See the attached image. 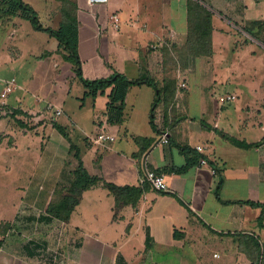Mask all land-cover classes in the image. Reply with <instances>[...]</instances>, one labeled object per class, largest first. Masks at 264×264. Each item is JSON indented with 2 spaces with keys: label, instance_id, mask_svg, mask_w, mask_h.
Here are the masks:
<instances>
[{
  "label": "crops",
  "instance_id": "1",
  "mask_svg": "<svg viewBox=\"0 0 264 264\" xmlns=\"http://www.w3.org/2000/svg\"><path fill=\"white\" fill-rule=\"evenodd\" d=\"M48 3L46 29L57 30L66 14L76 22L84 79L113 72L129 80L148 75L159 95L153 106V88L129 87L120 121L111 124L106 115L110 90L88 93L87 119L66 117L71 86L78 81L75 67L64 59L67 52L50 34L36 46L27 40L32 31L20 34L25 20L9 19L13 29L0 40V56L13 65L24 53L43 51L38 73L44 77L30 81L28 101L11 97L25 88L14 77H0V93L11 79L16 87L6 101L10 112L0 117V163L12 162L20 150L28 155L38 150L39 160L46 156L20 203L46 208L82 164L96 181L82 191L65 221L79 245L89 242L113 264H206L200 246L217 243L232 251L234 264H251L244 243L250 244L251 236L263 251L264 215L259 222L261 210L240 202L264 203V0ZM196 7L210 13V30L193 45L190 10ZM5 42L10 45L4 50ZM78 84L79 95L87 96ZM226 97L233 99L220 101ZM49 103L60 107V116H32ZM90 121L91 129L86 127ZM163 133L167 144L160 141ZM100 135L113 140H98ZM146 170L163 175L167 190L150 187ZM40 219L48 224L54 218ZM38 248H27L28 257ZM221 257L212 251L213 260Z\"/></svg>",
  "mask_w": 264,
  "mask_h": 264
},
{
  "label": "rangeland",
  "instance_id": "2",
  "mask_svg": "<svg viewBox=\"0 0 264 264\" xmlns=\"http://www.w3.org/2000/svg\"><path fill=\"white\" fill-rule=\"evenodd\" d=\"M22 1L36 14L39 25L43 28H50V24H47L46 19L50 14L46 11L49 0ZM8 21L9 18L0 12V40L3 39L6 41L10 37L13 27ZM25 21H22L20 34L26 35L27 32L32 31L27 36V40L39 46L42 40H46L48 33L33 29L30 22ZM35 39H38V43L34 41ZM12 40L11 38L7 42L10 43ZM9 43H4V50L8 47ZM42 53L43 51L41 49L40 53L36 51L34 53L33 51L24 53L18 60L20 62H16L13 65L4 55L0 56V77L8 79L14 77L19 85L25 87L24 91L15 92L11 97H21L22 95L27 101L30 99V92L27 91L28 84L30 81L35 82L39 77L42 79L44 77L43 73H38V68L42 61L39 57ZM79 62L81 65L80 59ZM75 82L77 83V87L74 84L71 86V91L68 96L69 105L64 110L65 116L73 118L76 115L79 119L84 116L87 119V108L90 107L89 104L91 103L92 97L90 95L85 97L81 94L79 95L78 88L80 85L78 83L80 79ZM215 98L216 96H214L213 100ZM82 103H85V109L81 106ZM86 127L89 129L92 128L91 121L86 124ZM20 151L22 152H20L21 155L15 153L12 162L7 158L5 159L8 161L7 164L0 163V239L5 225L9 227L6 232L7 234H4V244L0 249V264H113V261L108 255L105 257L104 252L100 254L95 250L93 251L89 242H86L83 246L79 245L77 238L73 233L69 232L64 221L54 218L48 224L47 222H43L40 218L47 217L45 215L47 213L46 208H42L40 204L34 205L27 201L20 203L19 198H21L24 191L29 189V184L36 174V170L34 169L37 168L38 162H46L44 161V157H46L44 155H41L40 160L38 159L40 156L37 154L38 150H30L29 153L31 154L29 155L24 153L26 150ZM33 151L34 154H37L36 157L32 154ZM64 159L67 158L64 157ZM53 163L56 164L57 161ZM34 185H36V181L32 183L33 187ZM33 244L39 247V251L35 252L36 255L34 257H28L25 247L31 246L29 249H33ZM209 246L212 247L211 250L203 249ZM200 247L201 249L199 250L203 253V259L205 262L207 261L206 264H234L232 261V251L224 250L217 243H209ZM212 251L222 253L221 259L213 260ZM259 253L258 264H263L264 249L262 251L260 248ZM226 254H229L228 258Z\"/></svg>",
  "mask_w": 264,
  "mask_h": 264
},
{
  "label": "trees",
  "instance_id": "3",
  "mask_svg": "<svg viewBox=\"0 0 264 264\" xmlns=\"http://www.w3.org/2000/svg\"><path fill=\"white\" fill-rule=\"evenodd\" d=\"M0 12L9 19L19 17L23 20L29 21L34 29L46 31L48 34L53 36L58 42V47L67 52L64 59L75 67L76 76L87 89V93H85V95L89 93L91 96H96L98 94H104L107 89L110 90L108 95L109 103L106 108V115L109 123L114 124L120 121L124 107L125 95L128 88L131 86L146 84L153 88L156 92V101L153 106L156 105L159 92L155 82L148 75L141 76L137 80H129L123 75L113 72L108 78L98 80H86L83 78L77 54L76 22L70 15L66 14L63 22L57 30H51L42 28V26L37 23L36 14L28 5L24 4L22 0H0ZM190 12V41H194V39L199 41L201 40L199 39L200 36H204L206 31L210 30V13L200 7H196L193 11L190 10ZM193 41L191 43L195 45ZM151 125L153 127V118H151ZM95 181L96 179L90 177L82 164H80L78 169L74 172L73 182L66 190H58L54 200L47 205V215L52 218H58L64 222L67 221L74 207L78 205L82 191L90 187ZM108 188L115 191L113 186H108ZM240 203L247 204L252 208L260 209L262 215L259 218V222H262V217L264 215V203ZM8 228V225H5L3 228V234L0 239V248L4 244V234H7L6 232L8 231ZM247 238L250 239L251 242L250 244L244 243V253L250 260L251 264H258L260 245L255 238L251 236H248ZM27 248L29 249L30 247Z\"/></svg>",
  "mask_w": 264,
  "mask_h": 264
},
{
  "label": "built area",
  "instance_id": "4",
  "mask_svg": "<svg viewBox=\"0 0 264 264\" xmlns=\"http://www.w3.org/2000/svg\"><path fill=\"white\" fill-rule=\"evenodd\" d=\"M88 4H104L107 2V0H87ZM150 49L151 50H155L157 49L156 45H150ZM182 87H184V85H181ZM15 80L11 79L9 82H7L4 86V88L2 89L1 93H0V117H4L5 115H7L10 111H8L7 108V97L8 95L15 90ZM233 98L230 97H226V98H220V101L223 102L225 100H231ZM7 113V114H6ZM61 115V109L58 105L55 104H47L45 106V108L41 111V112H37L35 114H32V116L37 119V118H42L44 120L49 119L48 117H50L51 119H54L58 116ZM98 140H109L112 141L113 138L111 136L108 135H100L98 136ZM161 143L163 144H167L168 143V138L166 133L161 134ZM198 151H201L202 149L200 147H197ZM201 164H205L204 160L200 161ZM213 173V171H212ZM144 181L150 185V187H152L155 190L158 191H166L167 190V185L164 179V176L161 174H158L154 171H149L146 170L144 173ZM1 249V248H0ZM78 264V263H77Z\"/></svg>",
  "mask_w": 264,
  "mask_h": 264
}]
</instances>
